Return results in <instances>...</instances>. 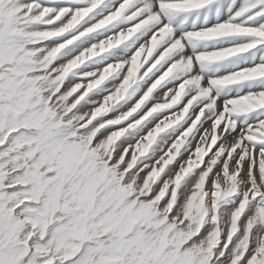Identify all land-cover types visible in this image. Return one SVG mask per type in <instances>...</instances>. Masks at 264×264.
<instances>
[{
	"label": "snow or ice",
	"instance_id": "6c2138e0",
	"mask_svg": "<svg viewBox=\"0 0 264 264\" xmlns=\"http://www.w3.org/2000/svg\"><path fill=\"white\" fill-rule=\"evenodd\" d=\"M0 264H264V0H0Z\"/></svg>",
	"mask_w": 264,
	"mask_h": 264
}]
</instances>
